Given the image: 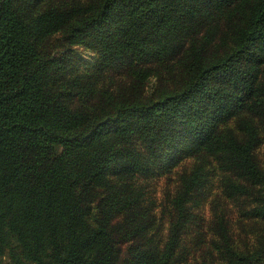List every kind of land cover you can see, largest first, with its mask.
<instances>
[{
	"label": "trees",
	"instance_id": "trees-1",
	"mask_svg": "<svg viewBox=\"0 0 264 264\" xmlns=\"http://www.w3.org/2000/svg\"><path fill=\"white\" fill-rule=\"evenodd\" d=\"M182 137L158 203L137 176ZM261 139L264 0H0V264H264Z\"/></svg>",
	"mask_w": 264,
	"mask_h": 264
},
{
	"label": "rangeland",
	"instance_id": "rangeland-1",
	"mask_svg": "<svg viewBox=\"0 0 264 264\" xmlns=\"http://www.w3.org/2000/svg\"><path fill=\"white\" fill-rule=\"evenodd\" d=\"M87 43V42H83ZM83 43L74 44L75 51L79 52L78 55L74 56L77 58L75 64L78 66L86 65L89 69H94L99 64L100 57L103 58L101 53L97 51L94 46H86ZM92 45V43H91ZM171 54V53H169ZM105 59V58H103ZM98 60V61H97ZM176 56H171L168 59H165L164 65L169 68V66L176 65ZM155 65V63H154ZM127 62L119 61L115 62V66H112L110 69L106 68L104 72L107 73L109 78L122 80V77L125 75V70L127 67ZM177 74L179 73L177 71ZM165 73V72H164ZM167 74V73H166ZM146 81L148 89L152 83H157L158 79L156 77L149 76ZM125 82H128L125 79ZM124 84V81H123ZM113 86V85H112ZM224 123L222 124V126ZM227 125H233V121L230 120L227 122ZM159 157L154 158L147 169L140 175L137 176V182L139 185H146L148 192L151 196L157 199L158 203L166 201L167 196L171 195L173 191L178 187L180 181L182 180L183 173L192 168L196 161L197 150L193 148V145L189 143L186 137H182L176 144L172 145L171 149H166L162 152L156 151ZM256 155L259 163L264 166V140L261 139L259 147L256 149ZM213 158L214 156H210ZM211 166L214 167V173H212L211 181L214 182V187L219 183V179L224 178V173L220 169V164L217 158L211 159ZM216 190H218L216 188ZM229 200L230 206L234 209L233 214L237 215L241 210L240 204L233 199ZM209 204H206L200 207L198 213H200L201 218H198V221L201 224L203 230L209 229V223L211 220V210ZM200 217V216H199ZM247 228V227H246ZM194 229L197 227L194 225ZM242 231V229H239Z\"/></svg>",
	"mask_w": 264,
	"mask_h": 264
}]
</instances>
